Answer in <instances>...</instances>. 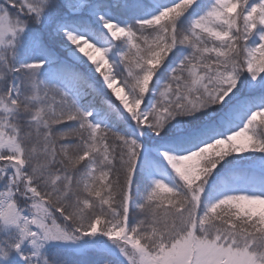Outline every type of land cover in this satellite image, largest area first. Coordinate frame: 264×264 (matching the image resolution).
<instances>
[{
  "label": "snow or ice",
  "instance_id": "1",
  "mask_svg": "<svg viewBox=\"0 0 264 264\" xmlns=\"http://www.w3.org/2000/svg\"><path fill=\"white\" fill-rule=\"evenodd\" d=\"M0 264H264V0H0Z\"/></svg>",
  "mask_w": 264,
  "mask_h": 264
}]
</instances>
